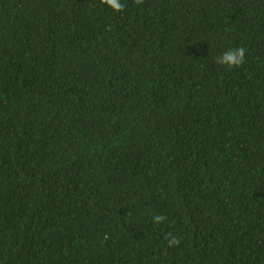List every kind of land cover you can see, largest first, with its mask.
I'll return each instance as SVG.
<instances>
[{
  "label": "trees",
  "instance_id": "1",
  "mask_svg": "<svg viewBox=\"0 0 264 264\" xmlns=\"http://www.w3.org/2000/svg\"><path fill=\"white\" fill-rule=\"evenodd\" d=\"M120 2L0 0V264H264V0Z\"/></svg>",
  "mask_w": 264,
  "mask_h": 264
},
{
  "label": "clouds",
  "instance_id": "2",
  "mask_svg": "<svg viewBox=\"0 0 264 264\" xmlns=\"http://www.w3.org/2000/svg\"><path fill=\"white\" fill-rule=\"evenodd\" d=\"M101 3L110 6L113 10L119 12L124 8V4L120 0H101ZM135 3H141V0H135ZM245 49L243 47H238L235 49H229L222 56L216 59V62L219 64L227 65L229 68L240 67L244 61ZM166 217L163 215H157L154 217V223L159 224ZM169 246H174L179 243L177 237L173 236L171 233L166 237Z\"/></svg>",
  "mask_w": 264,
  "mask_h": 264
}]
</instances>
